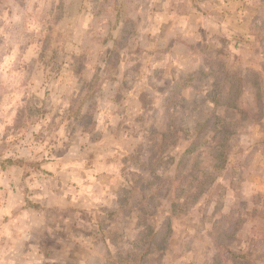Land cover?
Returning a JSON list of instances; mask_svg holds the SVG:
<instances>
[{"label": "rangeland", "instance_id": "374dc122", "mask_svg": "<svg viewBox=\"0 0 264 264\" xmlns=\"http://www.w3.org/2000/svg\"><path fill=\"white\" fill-rule=\"evenodd\" d=\"M115 1L119 5H115ZM140 7V0H0V188L3 189L2 183L7 186L10 192L6 196L8 200H13V195L20 189V202L24 206H33L26 198L29 190L42 187L46 179L48 184H56V179L45 178L41 173L40 162L44 161L40 158L64 153V148L58 146L60 143L76 144L79 129L74 119L82 104L87 111L84 126L90 124L87 117L92 120V116L98 120V125L103 120L118 125L117 131L106 129L105 136H101L103 132L100 130L90 135V139L97 141L96 145L100 147L87 150L83 161L88 159V165L94 166V170L121 168L124 146H141V139L136 133L145 140L143 130H147L148 147L151 142L159 145L163 141L156 134L167 135L172 129L173 133L170 132L165 140L172 142L176 139L174 131L179 127L191 131L194 118L209 116L210 107L201 104L199 99L197 102L193 100L192 74L198 80L204 73V68H197L202 60L197 53L201 46L195 44V49H192V43L186 47L175 44L176 40H173L167 48L147 53L145 57L138 48V41L133 40L132 43L131 36L118 48V60L115 54L110 53L120 33L122 16L127 14L133 18ZM132 20L135 22L134 26L131 24L132 34H137L144 23ZM173 25L176 31L171 28L170 38L175 32L179 34V27L182 26L179 22ZM45 41V50L39 59ZM106 57L108 63L100 64V60ZM141 58L142 64L139 62ZM94 70L98 76L95 75L90 88L87 84ZM82 89L84 91H80ZM136 93L146 107L143 117L138 100L132 97ZM139 115L142 121L135 129ZM213 118V123L225 130L233 129L234 138L241 141L243 150L239 156H244V162L250 167L245 168L242 174L246 176L249 173L250 180L263 176L264 162L260 168L252 170L254 157L264 158L262 127L235 122L236 117L231 113L214 115ZM124 130L130 135L124 137ZM176 142L168 149L169 155L177 153L178 156L186 147V143ZM114 146L118 153L105 157ZM89 151L93 153L90 155ZM146 156L139 160H144ZM69 158L72 160V157ZM161 175L160 186L167 172L162 171ZM14 180L17 181L15 185ZM218 194L221 192L217 191L215 196ZM136 197L134 205L150 206V221L157 224L168 209L173 193L167 187L161 191L159 198L153 196L147 200ZM126 199L117 206H128V197ZM55 200H51L52 204ZM238 202L233 206H241ZM212 204L221 205L220 202ZM193 213L196 217L198 211ZM126 220L123 215L117 216L112 227L114 232L121 231ZM188 220L190 218L182 217L175 222L178 225L180 221V225L187 226ZM223 220L233 223L236 216L230 212ZM176 228L175 236L182 237V229ZM236 228H233L234 231ZM142 239L139 246L146 248L148 239ZM190 246L191 242L187 241L185 248Z\"/></svg>", "mask_w": 264, "mask_h": 264}, {"label": "crops", "instance_id": "0c3cea01", "mask_svg": "<svg viewBox=\"0 0 264 264\" xmlns=\"http://www.w3.org/2000/svg\"><path fill=\"white\" fill-rule=\"evenodd\" d=\"M143 1L140 0L142 7L131 19L144 23L134 37L144 56L167 48L170 41L176 40L175 44L186 47L189 43L199 45L200 51H225L230 68L249 67L260 71V66L264 67V0ZM178 22L182 25L180 32L170 38L169 32ZM261 74L264 83V74ZM132 97L138 100V93ZM117 126L113 122L97 124L96 132L100 130L103 132L100 135L105 136L106 129L117 131ZM78 136L76 144L70 146L66 141L65 145H58L64 148V153L40 158L44 161L40 162L41 173L45 178L56 179V184L50 185L46 179L42 187L29 190L26 198L33 206L20 202V189L13 200H8L6 196L10 192L2 183L0 264H91L90 260L97 258L101 262L104 258V251L96 249L95 243L102 244L104 239L108 242L114 233L112 227L119 214L117 197L126 187V173L109 168L94 170V166L88 165V159L83 161L84 155L88 154L87 150L100 146L90 137ZM117 153L114 146L104 156ZM262 162V156H255L252 170L260 168ZM239 189L238 201L247 203L246 214L252 215L242 219L235 236H229L228 227L238 225L239 214H245V210L243 205H232L233 194L227 191L226 203L219 210L221 218H211L202 225L192 221L196 228L182 232L177 241L172 237L159 264H264V175L252 180L247 176ZM53 198H56L55 204H52ZM230 212L236 216V222L223 220ZM132 221L124 223V241L133 236ZM187 241L191 242L189 249L185 248ZM176 243L180 247L178 251ZM107 247L110 258L114 259L115 252Z\"/></svg>", "mask_w": 264, "mask_h": 264}, {"label": "trees", "instance_id": "16d2710c", "mask_svg": "<svg viewBox=\"0 0 264 264\" xmlns=\"http://www.w3.org/2000/svg\"><path fill=\"white\" fill-rule=\"evenodd\" d=\"M115 5H119V2L115 1ZM134 23L130 17L122 20L120 33L110 52L116 55L117 60L118 48L121 47V44L130 40L131 36L132 43L133 40L135 41V34H132L133 27H131V24L134 26ZM45 45L46 41L43 43L39 59L42 58ZM192 49H195L194 45H192ZM197 53L202 56L197 68H204V73L200 75V80H196V77L193 78L195 74H192V83H194L192 90L195 93L193 100L197 102L196 100L199 99L201 104H207V107H210L209 116L194 118L191 131L187 128L184 129L183 126L179 127L174 131L176 139L172 142L165 141L170 132L173 133L171 129L167 135L156 134L160 139H163L159 145L151 142L147 147L148 132L143 130L145 140L136 133V136L141 139V144H139L141 146L132 144H128L130 148L124 146L123 155L129 159L123 157L122 167L115 171L126 173V187L122 190L123 193H120L117 197V204L126 202L128 197L127 203L129 205L119 206L118 216H125L129 222L133 220L131 228L133 236L132 238H126L124 241L125 229L123 224L121 231L110 234L108 242H105L104 239L102 244L101 242L95 243L96 249L104 251L102 252L104 258L101 262L97 258L90 260L91 264H159L171 238L173 237L175 241L178 239V236H175L176 227H180L186 233L188 230L192 231V227L196 228L192 221H196L197 225H202L211 218L221 217L219 210L223 206L227 191H231L233 194L232 205L239 200L240 185L243 181L245 182L246 176L249 175L248 173L244 176L242 171L245 168L250 169L248 163L244 162V156H239L242 153L243 146L239 139L234 138L233 129L225 130L223 126L216 125L217 123H213L212 120L214 115L220 116L221 114L231 113L236 117L235 122L260 125L264 135V88L261 74V72L264 74V67L260 66V71L249 67L230 68L226 62L225 51H217L216 54L213 51L211 53L205 51ZM107 58H102L100 64L108 63ZM122 64L124 65L123 62ZM95 75L98 76V73L95 74L94 70L87 84L90 88ZM207 84L209 87H204ZM80 93L77 95L78 100ZM115 100L117 101L116 97ZM180 102H182L181 99ZM138 103L140 104L139 111L143 117L145 114L142 113L145 112L146 107L139 97ZM82 106L84 104L79 107L74 120L78 125L79 135L90 137L91 134L96 133L98 120L93 116L92 120L91 117H87L90 124L84 126V116L87 111ZM141 116L138 117V124H136L135 129L140 127ZM105 123L108 122L103 120V124ZM129 135L127 130H124L123 136L127 137ZM177 140L179 143H186V147L178 156L177 153L169 155L168 149L171 145L175 146ZM145 154L147 156L144 160H139ZM162 171L167 172V175L163 176V186H160L159 179L162 178ZM167 187L171 188L173 198L168 209L162 214L161 220L154 224L150 221L151 207L145 206V204L135 206L136 196L147 200L153 196L159 198L161 191ZM217 191L221 194L215 196ZM126 195L128 196L126 197ZM201 202H204L203 206H200ZM214 202H216L215 205L218 202L221 205L211 206ZM239 203L244 206L245 214L243 212L239 214V222L238 225L235 224L236 227L241 225L243 218L252 215L250 212L246 214L247 203L241 201L238 202V205ZM211 207H213L212 210H210ZM196 211H198V214L195 217L196 213L193 212ZM182 217L190 218L187 226L180 225V221L178 225L175 222L182 219ZM235 226L228 227L231 231L230 237L235 236L237 233L233 229ZM142 237L148 239L146 248L139 246L143 241ZM186 239L188 240L187 237ZM107 245L115 252L114 259L109 256L110 249ZM175 250H180L178 243L175 245Z\"/></svg>", "mask_w": 264, "mask_h": 264}]
</instances>
